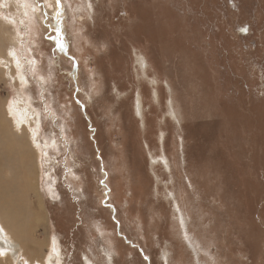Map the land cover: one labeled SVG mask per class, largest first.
<instances>
[{
  "label": "rangeland",
  "instance_id": "1",
  "mask_svg": "<svg viewBox=\"0 0 264 264\" xmlns=\"http://www.w3.org/2000/svg\"><path fill=\"white\" fill-rule=\"evenodd\" d=\"M62 5L0 0V264H264V0Z\"/></svg>",
  "mask_w": 264,
  "mask_h": 264
},
{
  "label": "bare ground",
  "instance_id": "2",
  "mask_svg": "<svg viewBox=\"0 0 264 264\" xmlns=\"http://www.w3.org/2000/svg\"><path fill=\"white\" fill-rule=\"evenodd\" d=\"M16 6V5H15ZM18 32V31H17ZM16 38H18L17 36H15ZM14 40V39H13ZM14 54V53H13ZM7 55V54H6ZM1 56V55H0ZM7 106V105H6ZM19 106V105H18ZM4 112V111H3ZM7 115V114H6ZM5 115V116H6ZM3 116V115H2ZM12 117V116H11ZM27 117V116H26ZM2 118V117H0ZM17 118V117H16ZM6 119V118H5ZM13 119V117H12ZM15 119V118H14ZM29 119V118H28ZM14 121V120H13ZM34 121V120H33ZM5 122V121H3ZM16 122V121H15ZM21 122V121H20ZM20 122H18L20 124ZM8 124V123H7ZM23 123H21L22 125ZM30 124V122H29ZM33 124V123H32ZM24 125V124H23ZM27 125V124H26ZM6 126V125H5ZM9 126V125H8ZM19 126V125H18ZM31 126V125H30ZM33 126V125H32ZM10 127V126H9ZM8 127V128H9ZM19 128V127H18ZM30 128V127H29ZM32 128V127H31ZM30 128V129H31ZM7 130V129H6ZM10 131V130H9ZM34 131V130H33ZM8 132V131H7ZM17 132V131H16ZM9 135V134H8ZM11 136V135H10ZM11 138V137H10ZM14 138V137H13ZM2 139V138H1ZM18 139V138H17ZM17 139H11L12 141H8L9 143L6 144L7 148L10 147V149H16L15 151H17L18 153L19 152H22L23 151V145L22 143L17 140ZM7 140V139H6ZM10 140V139H8ZM2 143V142H1ZM40 146V145H39ZM2 147V146H1ZM4 147V146H3ZM1 149V148H0ZM9 149V151H10ZM4 151V149L2 150ZM11 152V151H10ZM3 153V152H2ZM11 155V154H9ZM18 155V154H17ZM16 155V156H17ZM18 160H20L21 162H23L24 158L26 157V155L24 154H19L18 155ZM1 162V161H0ZM4 162V161H3ZM23 164V163H22ZM21 164V165H22ZM30 164V163H29ZM10 166V165H9ZM22 167V166H21ZM25 168V167H23ZM10 169V168H9ZM26 171V181L24 182V180L22 182H24V184H22V182L20 181L18 184L16 181V183H13L11 182L10 184L8 183H4V184H0V193L2 190H7L8 191V194H7V199L8 200H11L12 201V206H14L15 210L13 212V209H12V212H10V214L8 215V219L10 220L11 223H9V228L10 229V233H13V234H16L19 237H21L22 239H26L27 237V234L26 231H27V226L29 221H30V215L31 213L33 212V208L30 206V204L28 202H24L22 200H16L15 199V196L17 195H24V191L25 190H31L35 193L36 195V201L38 202V204L34 207L35 208V216H38V221H45L46 219V215L45 213H43L44 211V206H43V202L42 200L40 199V197L38 196L37 194V185H36V181H35V174L34 172H31V166H28L27 169L25 168ZM3 171V170H2ZM8 171V170H7ZM24 172V169L22 170ZM10 172V171H9ZM2 173V172H1ZM7 174V173H6ZM9 174L11 173H8V176ZM13 174V173H12ZM28 174V175H27ZM3 176V175H1ZM6 176V177H8ZM13 178V176H12ZM20 179V178H19ZM13 180V179H12ZM37 180V179H36ZM28 193V192H27ZM23 197V196H22ZM27 197V196H26ZM167 198V197H166ZM28 199V198H27ZM168 199V198H167ZM4 200H6L4 198V196L0 195V203L2 204H9V201L7 200V202H3ZM28 201V200H27ZM9 206V205H8ZM10 208V207H9ZM30 208H31V211L30 212ZM5 210V209H4ZM3 213V212H2ZM1 214V213H0ZM35 216H34V219H35ZM1 218V217H0ZM37 218V217H36ZM33 219V220H34ZM32 220V221H33ZM36 220V219H35ZM1 221V219H0ZM1 224V223H0ZM5 225V224H4ZM3 226V224H2ZM6 228V227H5ZM4 228V229H5ZM7 231V229L5 230ZM8 231V232H9ZM20 240V238H19ZM55 248V247H54ZM5 262V261H4ZM3 262V263H4ZM5 264V263H4Z\"/></svg>",
  "mask_w": 264,
  "mask_h": 264
},
{
  "label": "water",
  "instance_id": "3",
  "mask_svg": "<svg viewBox=\"0 0 264 264\" xmlns=\"http://www.w3.org/2000/svg\"><path fill=\"white\" fill-rule=\"evenodd\" d=\"M62 34V33H61ZM61 45H62V47H63V49H64V54L68 57V54H67V41H66V39H65V37H64V34H62V42H61ZM138 62H140L141 63V60H140V58L138 59ZM77 66H74V72H77ZM74 80L76 81V76L74 77ZM139 103H140V101H139ZM81 104V103H80ZM81 106H82V109L84 110V115H85V117L87 118V120H89V117H88V115L85 113V106L83 105V104H81ZM138 115V114H137ZM89 122H90V120H89ZM89 127H90V129L93 131V133H94V131H95V129L92 127V125H91V122H90V124H89ZM92 136H93V134H92ZM151 161H152V164H154L155 162H156V160H153V158L151 157ZM102 184L105 186V183L104 182H102ZM106 197H107V199H108V197H109V190L107 189V191H106ZM107 199H106V206H110L111 208H113V206L112 205H110V204H108V202H107ZM115 213H116V210H115V208H113V214L115 215ZM116 220V219H115ZM117 224H118V227H120V224L117 222ZM119 235L120 236H122L124 239H125V241L127 242V243H130L129 241H128V239H127V237H125V236H123L122 234H120L119 233ZM131 245H133L134 246V244H132V243H130ZM141 252H143V251H141ZM145 259L147 260V261H149V258L148 257H145Z\"/></svg>",
  "mask_w": 264,
  "mask_h": 264
},
{
  "label": "snow or ice",
  "instance_id": "4",
  "mask_svg": "<svg viewBox=\"0 0 264 264\" xmlns=\"http://www.w3.org/2000/svg\"><path fill=\"white\" fill-rule=\"evenodd\" d=\"M55 2H56V4L58 5V6H60L61 8L63 7V5H62V0H55ZM247 29H242V31H246Z\"/></svg>",
  "mask_w": 264,
  "mask_h": 264
},
{
  "label": "trees",
  "instance_id": "5",
  "mask_svg": "<svg viewBox=\"0 0 264 264\" xmlns=\"http://www.w3.org/2000/svg\"><path fill=\"white\" fill-rule=\"evenodd\" d=\"M180 37V36H179ZM254 224H255V222H254ZM255 242V241H254Z\"/></svg>",
  "mask_w": 264,
  "mask_h": 264
}]
</instances>
